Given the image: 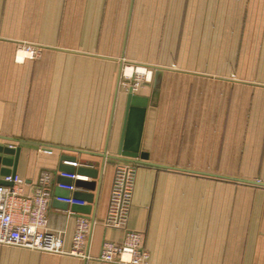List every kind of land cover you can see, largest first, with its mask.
I'll return each mask as SVG.
<instances>
[{"label":"crops","instance_id":"crops-1","mask_svg":"<svg viewBox=\"0 0 264 264\" xmlns=\"http://www.w3.org/2000/svg\"><path fill=\"white\" fill-rule=\"evenodd\" d=\"M136 67L152 76L131 91ZM129 92L147 102L151 166L114 159ZM0 146L24 194L52 173L43 230L63 251L0 245V264H117L97 257L124 239L104 221L120 163L136 170L126 230L141 264H264V186L230 180L264 183V0H0ZM81 218L86 258L69 253Z\"/></svg>","mask_w":264,"mask_h":264},{"label":"built area","instance_id":"built-area-1","mask_svg":"<svg viewBox=\"0 0 264 264\" xmlns=\"http://www.w3.org/2000/svg\"><path fill=\"white\" fill-rule=\"evenodd\" d=\"M25 50L28 53L30 50L32 52V47H26ZM139 74L141 77L132 79L129 84L131 91L137 90L142 82L149 81L152 76L151 70L146 69ZM128 78L125 77L126 80ZM72 165L75 166L76 163H72ZM135 173L133 164L120 163L115 168L109 207L104 221L105 226L125 229V233L120 244L103 243L100 256L97 257L100 261L117 264H141L148 256L142 250L140 232L126 230L127 218L132 204ZM51 179V172H42L33 192L24 194L22 182L17 176L4 177L5 181L12 183V186L5 187L0 184V245L38 250L49 254L63 253L61 239L43 230L45 215L49 206ZM68 187L71 188L72 186ZM64 201L68 202V200ZM15 211H19L23 217H27V221L15 223L13 219ZM89 230L90 222L86 218L77 220L70 254L81 258L88 257L84 254V247Z\"/></svg>","mask_w":264,"mask_h":264},{"label":"water","instance_id":"water-1","mask_svg":"<svg viewBox=\"0 0 264 264\" xmlns=\"http://www.w3.org/2000/svg\"><path fill=\"white\" fill-rule=\"evenodd\" d=\"M127 109H126V114H125V124H124V130L122 132V138L120 140V144H119V149H118V155L116 157H114V159H118L124 162H129V163H138V164H143V165H147V166H151L153 165L152 163L149 164L147 162H144V159H147L146 154H142L139 152V144H140V138H141V129H142V124L144 121V115H145V108L147 105V102L144 99H141L140 97H138L137 95L132 94L131 92H129L128 97H127ZM0 154H13L12 149L10 148H3L0 146ZM139 158L141 160H139ZM17 160V156L15 158V163ZM10 159L8 158H0V184L5 186V187H11L12 183L11 182H7L4 180V177L6 176H15V170H14V165H10ZM61 164L58 167V171H60V173H64V174H74L75 171H73V167L70 164V168H68V166L66 167V165H63V161L65 160H61ZM9 162V163H8ZM13 167V168H12ZM12 168V169H11ZM167 169H173V170H179V171H183V172H188V173H197V174H204L193 171V170H182L179 168H167ZM89 172V169H86L85 167H79L76 170L77 175L79 176H84L85 174H87ZM233 182H242V183H248V184H256V185H260V186H264V183L258 182V181H249V180H242V179H230ZM57 183L60 186H74L75 188L79 189V188H84L87 185V183L82 182L81 180L78 179H71V178H63L60 177L57 180ZM61 192H64L63 190H61ZM67 192L70 194V191L67 190ZM67 196H60L64 199H67L70 197V195ZM72 198L74 200H87L90 201V197L88 198L87 194H82L80 192H74L72 194ZM65 204V203H63ZM67 206V205H65ZM72 209L76 212H80L82 208H80L78 205L72 204Z\"/></svg>","mask_w":264,"mask_h":264},{"label":"rangeland","instance_id":"rangeland-1","mask_svg":"<svg viewBox=\"0 0 264 264\" xmlns=\"http://www.w3.org/2000/svg\"><path fill=\"white\" fill-rule=\"evenodd\" d=\"M140 69H138L137 67L135 68V70L132 72V75L127 79L123 81V84L129 85L132 82V79L136 78V77H141V74H139ZM142 71V70H141ZM138 72V73H137Z\"/></svg>","mask_w":264,"mask_h":264},{"label":"bare ground","instance_id":"bare-ground-1","mask_svg":"<svg viewBox=\"0 0 264 264\" xmlns=\"http://www.w3.org/2000/svg\"><path fill=\"white\" fill-rule=\"evenodd\" d=\"M130 72H131V69H127V73L130 74Z\"/></svg>","mask_w":264,"mask_h":264}]
</instances>
